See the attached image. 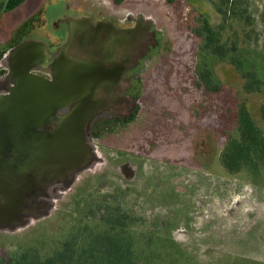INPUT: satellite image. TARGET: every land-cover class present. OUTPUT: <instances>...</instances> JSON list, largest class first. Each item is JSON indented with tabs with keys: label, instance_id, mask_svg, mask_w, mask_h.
Returning <instances> with one entry per match:
<instances>
[{
	"label": "rangeland",
	"instance_id": "obj_1",
	"mask_svg": "<svg viewBox=\"0 0 264 264\" xmlns=\"http://www.w3.org/2000/svg\"><path fill=\"white\" fill-rule=\"evenodd\" d=\"M224 1L27 0L0 14L4 68L8 51L18 42L57 47L63 39L55 31L62 14L107 21L122 30L140 21L150 34L148 49L121 83L128 101L86 129L87 163L30 192L15 223H0V258L62 237L85 197L118 195L143 221L142 229L159 228L162 237L170 230L185 253L176 264H264V170L258 177L231 173L221 163L233 126L230 109L244 101L264 128L263 94H245L243 79L227 62L213 69L222 84L218 94L196 84L201 41L193 29L202 16L215 28L222 25L213 4ZM233 1L240 14L229 15L222 37L236 43L249 61L245 66L254 65L264 83V0ZM4 5L0 0V11Z\"/></svg>",
	"mask_w": 264,
	"mask_h": 264
},
{
	"label": "trees",
	"instance_id": "obj_2",
	"mask_svg": "<svg viewBox=\"0 0 264 264\" xmlns=\"http://www.w3.org/2000/svg\"><path fill=\"white\" fill-rule=\"evenodd\" d=\"M25 1L5 0L1 10L11 12ZM122 1L116 0V3ZM213 6L222 25L215 28L202 16L201 24L193 29L201 41L196 60L197 86L209 94H218L222 84L213 69L218 62H227L243 79L245 94L260 93L264 98V83L254 65L246 67L249 61L243 51L221 34L229 15L240 14L236 2L225 0L221 6ZM260 116L264 123V101ZM229 118L233 126L226 134L221 163L231 173L247 171L258 177L264 170V128L254 122L244 101H238L234 109H230ZM79 205L73 225L62 237L21 248L0 258V264H176L185 256L171 239L170 230L162 237L159 228L142 229L143 221L122 205L118 195H90Z\"/></svg>",
	"mask_w": 264,
	"mask_h": 264
},
{
	"label": "water",
	"instance_id": "obj_3",
	"mask_svg": "<svg viewBox=\"0 0 264 264\" xmlns=\"http://www.w3.org/2000/svg\"><path fill=\"white\" fill-rule=\"evenodd\" d=\"M32 51L39 62L50 63L45 43H19L12 51L21 56L10 70L11 85L0 97V223L4 225L16 222L20 204L30 192L45 189L87 163L91 155L83 128L97 112L95 92L105 82L100 66L73 60L56 62L50 80L30 73ZM59 107L70 109L56 122V133L35 140L34 130L44 126L47 115L55 117Z\"/></svg>",
	"mask_w": 264,
	"mask_h": 264
},
{
	"label": "flooded vegetation",
	"instance_id": "obj_4",
	"mask_svg": "<svg viewBox=\"0 0 264 264\" xmlns=\"http://www.w3.org/2000/svg\"><path fill=\"white\" fill-rule=\"evenodd\" d=\"M58 22L59 25L56 26L55 31L63 39L54 49H50L47 46L50 63L39 62V55H34V51H32L31 63H27V67L30 73L49 80L52 78L54 65L58 61L73 60L90 63L103 69L105 82L95 92L97 105H94L97 107V112L90 123H85L84 125L83 134L85 137L86 129L88 130L92 121L106 115L110 118L111 115L109 113L112 111L111 109H114L115 105L128 101L127 89L121 90V83H126L128 73L137 66L136 62L148 49L150 34L147 27L142 26L140 21H137L131 29L125 30L116 28L107 21L76 19L65 14L58 18ZM20 56H13V54L8 56L7 67L9 71L15 67V63ZM74 104L75 102L72 103V105ZM69 109V107L57 108L55 117L52 116L50 119H48L47 115L44 120V126L34 130V139L39 140L40 137L52 138L53 134L56 133L58 121L67 116Z\"/></svg>",
	"mask_w": 264,
	"mask_h": 264
},
{
	"label": "crops",
	"instance_id": "obj_5",
	"mask_svg": "<svg viewBox=\"0 0 264 264\" xmlns=\"http://www.w3.org/2000/svg\"><path fill=\"white\" fill-rule=\"evenodd\" d=\"M1 13H3V11L1 10L0 11V14ZM9 13V12H8ZM2 31V33H3V30L2 29H0V32ZM10 32V31H9ZM6 34L9 36V34H8V32H6ZM6 34H3V35H6ZM1 38V37H0ZM7 39H5V41H6ZM4 41V42H5ZM26 41H32V40H27L26 39ZM21 42H23V41H21ZM21 42H18L16 45H14V46H12V48L8 51V53H7V61H8V56L9 55H11L12 54V51H13V49L17 46V45H19V43H21ZM10 73V71H9V69H8V67H7V64H6V67L4 68V67H1L0 66V97H2V96H4V95H6L7 94V92H8V88H9V86L11 85V82H10V78H9V74ZM3 78H5V82L2 84V79Z\"/></svg>",
	"mask_w": 264,
	"mask_h": 264
}]
</instances>
